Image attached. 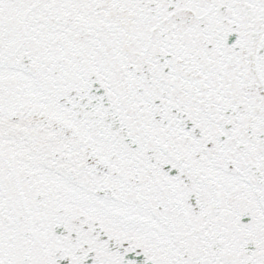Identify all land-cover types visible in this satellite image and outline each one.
<instances>
[{
	"label": "snow or ice",
	"instance_id": "obj_1",
	"mask_svg": "<svg viewBox=\"0 0 264 264\" xmlns=\"http://www.w3.org/2000/svg\"><path fill=\"white\" fill-rule=\"evenodd\" d=\"M0 264H264V0H0Z\"/></svg>",
	"mask_w": 264,
	"mask_h": 264
}]
</instances>
